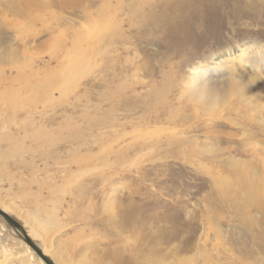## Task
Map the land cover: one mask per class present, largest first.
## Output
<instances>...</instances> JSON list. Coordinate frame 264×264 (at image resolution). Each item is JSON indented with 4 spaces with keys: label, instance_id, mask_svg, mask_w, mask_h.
Here are the masks:
<instances>
[{
    "label": "rangeland",
    "instance_id": "obj_1",
    "mask_svg": "<svg viewBox=\"0 0 264 264\" xmlns=\"http://www.w3.org/2000/svg\"><path fill=\"white\" fill-rule=\"evenodd\" d=\"M65 1L0 0V209L54 264H264V71L187 94L264 0ZM18 238L0 264H39Z\"/></svg>",
    "mask_w": 264,
    "mask_h": 264
},
{
    "label": "bare ground",
    "instance_id": "obj_2",
    "mask_svg": "<svg viewBox=\"0 0 264 264\" xmlns=\"http://www.w3.org/2000/svg\"><path fill=\"white\" fill-rule=\"evenodd\" d=\"M65 2L71 3L69 0H66ZM209 65H214V66L209 67ZM222 67L226 68L225 70H228L230 72L229 74H234L238 69H240L242 72H245V71H252V72L253 71H257V72L258 71H264V47L258 46L256 50H251V46L243 43V44H240L238 46H235L234 48L225 49L222 52H219L217 55H211L205 59H202V60H200V62H198L195 65V67L190 68L189 72L191 75H190L188 84H190L191 87H190V89H188L187 94L189 95V97L192 101L193 100L197 101V100H195V98L198 99V102L196 103V105L199 106V109H202L203 111H208L209 106L212 105V104L209 105L207 103L208 100L206 98L208 97V94L206 93V90H204V88L206 89L207 87H205V86H209L208 83L210 82V79L213 78L214 76H216L218 74L219 68H222ZM208 69H210V70H208ZM228 82L232 85L233 88H235L236 90L240 89V90H242L243 93H245L244 91L247 90V87L245 85L237 84L232 79L228 80ZM211 96L214 97L215 95L213 96V94H212ZM208 102L210 103V101H208ZM245 203L247 205L249 204V206H250L253 203V200L249 199ZM7 208L4 207V209L1 208L2 210L1 209L0 210L5 213ZM53 219H54V217L48 216V218L46 220H44L43 223L46 224V222L49 220L52 223ZM12 232L16 233L15 231H12ZM46 232H47L46 228H44L42 234H44ZM17 235L19 237L17 239L18 242L21 244V246L27 252L29 250L28 246L23 242V240L19 236V234H17ZM28 236L33 241V239L36 236V233L34 231H32L31 234L29 233ZM37 246L40 249V251L43 252V254L46 257H48L47 256L48 255L47 249L41 248L39 245H37ZM38 259H39L38 260L39 264H44L39 257H38Z\"/></svg>",
    "mask_w": 264,
    "mask_h": 264
},
{
    "label": "water",
    "instance_id": "obj_3",
    "mask_svg": "<svg viewBox=\"0 0 264 264\" xmlns=\"http://www.w3.org/2000/svg\"><path fill=\"white\" fill-rule=\"evenodd\" d=\"M0 217L4 220V222L9 226L12 231H15L17 234H19L23 242L28 246V248L32 252L36 253V255L42 260L44 264H54L53 261L50 260V258L46 257L43 252L40 251L37 246L38 244H36L29 238L28 234L25 233V230L14 218L12 219L8 214L2 212L1 210Z\"/></svg>",
    "mask_w": 264,
    "mask_h": 264
}]
</instances>
